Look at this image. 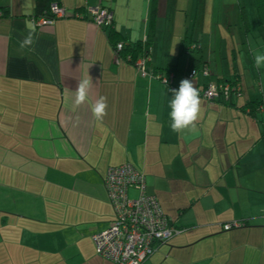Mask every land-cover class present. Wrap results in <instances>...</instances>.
<instances>
[{
	"label": "crops",
	"instance_id": "0c3cea01",
	"mask_svg": "<svg viewBox=\"0 0 264 264\" xmlns=\"http://www.w3.org/2000/svg\"><path fill=\"white\" fill-rule=\"evenodd\" d=\"M54 1L66 16L38 26L36 0H0V264H113L91 236L113 218L106 171L125 163L144 174L147 193L180 229L142 264H264V109L241 108L257 99L264 106V85L245 90L241 72L254 58L252 36L264 49L254 0H157L145 74L114 61L110 28L86 9L111 10L114 32L133 43L147 35L152 0ZM187 36L198 40L195 57L208 74L188 77ZM159 69L173 71L172 84ZM185 79L199 90L201 111L176 132L168 100ZM229 79L240 81V95L225 103L201 95ZM233 223L241 225L222 227Z\"/></svg>",
	"mask_w": 264,
	"mask_h": 264
},
{
	"label": "built area",
	"instance_id": "2783aa9c",
	"mask_svg": "<svg viewBox=\"0 0 264 264\" xmlns=\"http://www.w3.org/2000/svg\"><path fill=\"white\" fill-rule=\"evenodd\" d=\"M87 12L97 26H112L113 15L108 8L89 7ZM51 13L52 17H40L33 19V22L38 26H47L67 14L66 10L56 2L51 4ZM113 47L114 61L118 63L124 60L125 56L120 53L122 43L119 42ZM135 64L144 74L148 73L144 59H137ZM194 75L193 70L188 77L192 78ZM158 77L169 84V79L173 76L158 75ZM233 94L236 96L241 94L240 86L230 91L229 85L218 87L210 84L202 90V95L210 102L220 95L227 100ZM103 185L113 209V218L106 229L91 236L95 250L101 257L113 264H142L158 245L167 243L180 232V229L163 212L156 196L147 193L143 173L131 164L108 167ZM132 188L137 192L135 197L129 196V190ZM240 225V223H233L222 225V227L230 229Z\"/></svg>",
	"mask_w": 264,
	"mask_h": 264
},
{
	"label": "trees",
	"instance_id": "16d2710c",
	"mask_svg": "<svg viewBox=\"0 0 264 264\" xmlns=\"http://www.w3.org/2000/svg\"><path fill=\"white\" fill-rule=\"evenodd\" d=\"M53 2H56V1H54V0H36L35 5H34V19H38L40 17H52L53 14L51 13V4ZM254 2H255L256 11L258 14V30H259V33H260L262 40L264 42V0H254ZM57 4L60 5L59 3H57ZM77 12L81 13L83 11L78 10ZM156 13H157V0H152L151 1V9H150V13H149L147 35L143 40H138V41L133 42V43H126L125 40L121 38V36H118L113 30V23H112V26L109 27L110 28L109 29V39L112 42L113 46H115L119 42L122 43V49L120 50V53L122 56H125V59L128 56L127 60H131V61L135 62L137 60V58H142L145 60V63L147 64L149 50H150V46H151L152 40H153L152 36L154 33V24H155L154 22H155V18H156ZM86 14H87V9H86ZM200 50L201 49H200V46L198 44L197 39H194L192 36H187V37H184L182 39V43H181V47H180V53H191L192 52L194 54V55H190V58L188 59V68H187L188 73H187V75L193 70L195 71V74L198 71H201L203 73L205 71H207L206 74H208V70H206V68H205L206 67L205 62L201 61V57H195V55H199ZM201 64H204V65L200 66ZM153 72L155 73V71H153ZM158 73H159V75L166 76V77L172 75L173 76L172 79L174 78V73L172 70H168L167 73H163L159 69ZM158 73H156V74H158ZM172 79L171 78L169 79V83H171V84H172ZM215 85H217L218 87H224L226 85H229L230 91L231 90L233 91V89H236L237 86H240V90L242 92L241 83L237 79L221 80L218 83H216ZM231 96H236V95L233 94ZM227 100H229V99H227ZM227 100H225L224 96L220 95L216 99H214L213 102L216 101V102L225 103V102H227ZM241 108L243 110L247 111L249 114L256 116V114L258 112H260V110L264 109V106L262 104V101L257 99V100H252V101H249V102L243 104L241 106ZM260 139L264 143V127L262 129L261 134H260ZM104 178H105V176H104Z\"/></svg>",
	"mask_w": 264,
	"mask_h": 264
},
{
	"label": "clouds",
	"instance_id": "9594fccd",
	"mask_svg": "<svg viewBox=\"0 0 264 264\" xmlns=\"http://www.w3.org/2000/svg\"><path fill=\"white\" fill-rule=\"evenodd\" d=\"M32 42V37L29 35L24 43ZM254 63L259 68L264 66V52L254 56ZM91 85L90 80H81L75 93V103L81 104L86 100L88 89ZM106 107L103 97L97 100L93 112L97 118L102 117ZM168 108L170 109L168 116L171 121L170 128L173 131L179 132L190 127L200 114V95L199 90L195 88L192 81L182 80L177 89L171 90V98L168 100Z\"/></svg>",
	"mask_w": 264,
	"mask_h": 264
},
{
	"label": "rangeland",
	"instance_id": "374dc122",
	"mask_svg": "<svg viewBox=\"0 0 264 264\" xmlns=\"http://www.w3.org/2000/svg\"><path fill=\"white\" fill-rule=\"evenodd\" d=\"M260 39L261 38H259V37H255L254 38L253 36L250 38V40L252 42V45L255 46V48H256L255 53L253 55L250 54V57L251 58H252V56L254 57L258 53L264 52V49L257 47L258 46V43L259 44L261 43L260 42ZM247 61L249 62V63H247V69L246 68L245 69L243 68V70L241 71L242 74L243 73H246V78H247L246 81L248 82V85H245L244 89L245 90L253 89L255 91H258L259 88H260V86L262 84L264 85V66L259 67L260 68L259 71L256 70V72H255V80H253L252 77L250 76V74H251V71L250 70H251L252 67H254V64H253L254 60L252 59V61H251L249 59ZM250 77H251V80H248ZM130 190L133 191V189H130ZM131 191H130V195L129 196L130 197H133L135 195V192L134 191L131 192Z\"/></svg>",
	"mask_w": 264,
	"mask_h": 264
}]
</instances>
